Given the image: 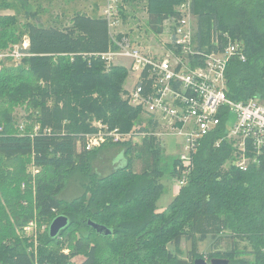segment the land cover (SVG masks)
<instances>
[{"label": "trees", "instance_id": "obj_1", "mask_svg": "<svg viewBox=\"0 0 264 264\" xmlns=\"http://www.w3.org/2000/svg\"><path fill=\"white\" fill-rule=\"evenodd\" d=\"M128 1L120 0L121 5ZM184 1L145 0L151 29L161 33L163 22L177 16L176 6ZM192 6L198 37L209 39L213 29L223 30L243 43L246 60H232L226 71L228 96L234 101L264 97V0H192ZM15 22L12 15H0V49L23 35L29 42L20 65L0 69V264H193L213 257L229 258L228 264H264V166L247 171L225 166L232 149L225 141L214 146L222 132L213 133L194 156L187 183L167 209L157 211L161 178L169 168L174 175L176 158L165 165L154 138H145L140 147L107 142L77 151V141L94 130L91 119L126 131L140 113L120 95L127 70L106 71L95 56L111 47L107 20L76 13L64 28L28 22L25 32L16 31ZM9 105L34 108L31 118L39 128L14 127ZM114 145L124 147L125 164L105 175L91 172L92 157ZM135 150L144 156L141 172L134 170ZM30 161L40 169L34 182L22 167ZM2 164L18 167L20 175L3 172ZM76 171L88 182H81L85 189L77 197L65 200L60 193ZM57 215L67 216L68 225L51 237L48 228ZM33 219L38 227L46 225L36 241L22 232ZM89 220L110 234L98 233ZM208 237L211 249L199 253L196 241ZM182 238L192 244L188 259L169 249L173 244L177 250ZM225 238L230 246L221 251ZM240 241L254 250L240 251ZM77 255L83 256L79 263Z\"/></svg>", "mask_w": 264, "mask_h": 264}, {"label": "built area", "instance_id": "obj_2", "mask_svg": "<svg viewBox=\"0 0 264 264\" xmlns=\"http://www.w3.org/2000/svg\"><path fill=\"white\" fill-rule=\"evenodd\" d=\"M118 1L105 2L102 17L107 20L112 44L106 52L95 56L103 60L106 71L120 65L126 68L129 78H134L125 101L139 108L145 122L130 132L109 127L101 120L92 122L94 130L77 141V151H91L107 142H129L137 135L154 138L164 151L168 137L179 138L181 145L173 179L176 193L187 183L194 156L204 140L218 131L222 135L213 145L218 147L225 141L232 149L225 166L242 171L264 166V97L234 101L227 94L228 65L234 59L246 60L242 41L228 31L214 29L208 42L198 37L192 0H185L176 6L178 15L163 22L159 34L168 36V40L161 41V52L153 53L127 34L117 32ZM28 44L26 38L22 46L13 44L0 49V69L29 55ZM38 128L35 126V130ZM45 228V224L38 227L33 219L22 232L36 241Z\"/></svg>", "mask_w": 264, "mask_h": 264}, {"label": "rangeland", "instance_id": "obj_3", "mask_svg": "<svg viewBox=\"0 0 264 264\" xmlns=\"http://www.w3.org/2000/svg\"><path fill=\"white\" fill-rule=\"evenodd\" d=\"M105 2L106 0H0V15L14 16L16 18V22L13 28L18 32H25L24 25L28 22L43 27L52 26L57 28H64L70 24L71 17L76 13H84L94 17H102V11ZM120 6H122V12L120 10ZM118 9L120 26L118 27L117 32L121 31L127 34L136 44L140 45L145 50H150L153 53H159L162 51L161 41H167L168 36H165L164 34L158 35L148 25V16L145 10V0H129L122 5L121 2L118 1ZM26 38L27 36L23 35L21 40L14 44H16L17 46H22ZM202 38L206 42L209 41L205 34H203ZM11 45L13 44H10L9 46ZM21 63L22 61H20L19 63L10 61L5 65V67L18 66ZM124 63L126 64L127 62ZM120 67L125 68L124 66ZM133 79L134 78H129V74L127 72V76L124 79V82L122 84V91L120 93L123 100H125L126 94L128 92L127 90L131 88L133 84ZM8 107L11 112L14 127L23 129L26 125L32 124L34 125V127L38 125L37 122L33 121L31 118L32 114L35 112L34 108H27L26 105H9ZM98 120L99 119L95 118L91 119V125L92 122H96ZM144 122V116L139 113L138 116L133 119V123L130 126V129L126 130V132L134 130L135 127L140 126ZM107 125L111 127L108 123ZM144 139L145 138H143L142 136L137 135L134 136L133 139H131V141L129 142L132 145H138L137 147H140L142 146ZM180 145L181 140L179 138L168 137V139L166 140V150L164 149V152H162L163 163L165 165L168 166V163L171 164V157L176 158L179 155ZM122 148L124 147H122L121 145L104 147L94 157H92L90 162L91 172L105 175L113 171L115 168L125 164L126 158L128 157L126 155H123ZM136 154L137 151L135 150L132 156L134 162V170L136 172H141L145 167L144 156L138 157L136 156ZM22 167H24V172L30 175L32 182H34L35 175L39 172L40 169L36 168L31 161L26 163ZM17 168L18 167L15 168V166L8 168L3 164L1 165V170L3 172L7 170L11 171L13 178L20 175L21 173ZM170 170V168L167 169L165 172L166 174H164V176H162L161 178V192L155 203L157 211H163L167 209L168 204L171 202L175 195L173 188L174 175H171L169 173ZM67 178V184L61 191L60 196L65 200H71L77 197L80 192L84 191L85 186L82 184L87 183L88 179L83 178L82 174L80 175L77 171L73 172ZM99 241L100 243L102 241L103 245L104 241L102 239H98V243ZM195 245L199 253H206L212 247V239L208 237L205 240H197ZM229 246V239L225 238L223 239V245H221L220 249L221 251H223L228 249ZM244 246H246L247 251L254 250L251 244H249L247 241H240L238 243V248L240 251L244 248ZM191 247V241L185 238H182L177 250H175V246L173 244H169V249L174 252L178 258L183 259H188V253ZM64 251L68 252L67 249H65ZM238 255L240 257L253 258V255L249 256L247 253H239ZM227 259L230 261L229 258ZM74 260L76 263H79L83 260V256L77 255Z\"/></svg>", "mask_w": 264, "mask_h": 264}, {"label": "water", "instance_id": "obj_4", "mask_svg": "<svg viewBox=\"0 0 264 264\" xmlns=\"http://www.w3.org/2000/svg\"><path fill=\"white\" fill-rule=\"evenodd\" d=\"M88 224L94 228L98 233H104L105 235L110 234V230L105 226L97 224L91 220L88 221ZM68 225V218L65 215L55 216L48 228V233L51 237L58 235L61 229L65 228ZM229 260L226 258L213 257L209 260L206 258H196L193 261V264H228Z\"/></svg>", "mask_w": 264, "mask_h": 264}, {"label": "crops", "instance_id": "obj_5", "mask_svg": "<svg viewBox=\"0 0 264 264\" xmlns=\"http://www.w3.org/2000/svg\"><path fill=\"white\" fill-rule=\"evenodd\" d=\"M174 193L177 194L176 191H174ZM221 245H223V242H221L219 246L221 247ZM217 249H220V248H217Z\"/></svg>", "mask_w": 264, "mask_h": 264}]
</instances>
